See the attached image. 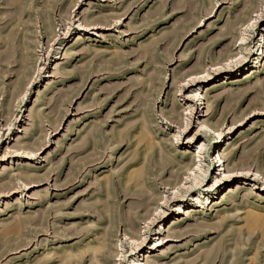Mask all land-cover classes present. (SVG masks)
Returning <instances> with one entry per match:
<instances>
[{
	"label": "rangeland",
	"instance_id": "obj_1",
	"mask_svg": "<svg viewBox=\"0 0 264 264\" xmlns=\"http://www.w3.org/2000/svg\"><path fill=\"white\" fill-rule=\"evenodd\" d=\"M136 262L264 264V0H0V264Z\"/></svg>",
	"mask_w": 264,
	"mask_h": 264
},
{
	"label": "bare ground",
	"instance_id": "obj_2",
	"mask_svg": "<svg viewBox=\"0 0 264 264\" xmlns=\"http://www.w3.org/2000/svg\"><path fill=\"white\" fill-rule=\"evenodd\" d=\"M250 71V70H249ZM216 185V184H215ZM213 201H211L210 202V204L212 203ZM180 208H181V206H180ZM182 210V209H181ZM186 210V209H185ZM185 210H183V212H185ZM188 212L189 211H186L185 212V214L187 215L188 214ZM183 215H184V213H183ZM177 220V219H176ZM180 222H178V221H175V222H173L172 224H171V226H173V227H175V226H177L178 224H179ZM140 261V260H139ZM137 264H145L144 262H136Z\"/></svg>",
	"mask_w": 264,
	"mask_h": 264
}]
</instances>
